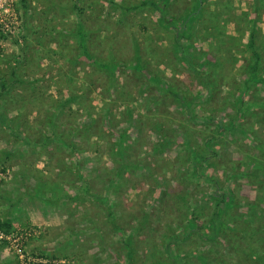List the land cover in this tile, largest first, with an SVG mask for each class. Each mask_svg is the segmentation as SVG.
<instances>
[{"label": "rangeland", "instance_id": "1", "mask_svg": "<svg viewBox=\"0 0 264 264\" xmlns=\"http://www.w3.org/2000/svg\"><path fill=\"white\" fill-rule=\"evenodd\" d=\"M256 11L252 0H0V149H13L0 157V219L29 233L22 258L0 238V264H259L264 0ZM220 54L234 63L204 82L199 68ZM103 64H118L112 85ZM118 139L125 159L112 165ZM215 208L207 255L186 219ZM184 236L181 259L168 242Z\"/></svg>", "mask_w": 264, "mask_h": 264}, {"label": "trees", "instance_id": "2", "mask_svg": "<svg viewBox=\"0 0 264 264\" xmlns=\"http://www.w3.org/2000/svg\"><path fill=\"white\" fill-rule=\"evenodd\" d=\"M252 1H254V13H256L257 11V9L259 8V4L261 3V0H252ZM188 32H190V30L188 31ZM85 35L84 34H80L79 35V38H82L81 39V41H80V43H79V49H80V53L81 54H85L88 58H92V53H90L89 52V49H88V47H87V44H86V39H84L85 37H84ZM134 45V54H135V64L137 65V64H139V57L137 56V51H136V49H137V46H135V43L133 44ZM234 55V54H233ZM222 58H223V60H222ZM231 59L229 60V59H227L226 58V56H223L222 57V54H220V57L219 58H213L211 61H209L208 63H206L207 64V68H205L204 70L202 69V68H199L200 69V71H199V77H201V78H203L204 79V82L205 81H207V82H211V77L213 76V75H215V73L217 72L216 71V67H218L219 66V68L220 69H225V66H226V64L228 63V62H232V63H234L233 61H235L234 60V57H230ZM203 59H205V58H203ZM220 59V60H219ZM206 60V59H205ZM205 60H204V62H205ZM194 62H196V61H193L192 63H194ZM121 63V62H120ZM119 64V63H118ZM118 64H113L112 66L111 65H107V64H103V68H105V71L107 72V75H108V81L110 82V85H112L113 84V82H114V80H115V76H114V71H115V69H116V67L118 66ZM193 70H194V68H193ZM112 82V83H111ZM173 93H174V97L177 99V100H179V101H182V102H187L186 101V99H185V94H182V93H180L178 90H176V89H174V91H172ZM81 98H82V95H81V93L80 94H74L73 93V95L71 96V94L67 97V99H66V102H69L71 99H73L74 100V102L78 105V109L80 110V111H82V112H84V114H86L87 113V110H84L83 108H81L82 106H83V102H82V100H81ZM104 106H106V105H104ZM84 108H85V106H84ZM107 110H104V112H106ZM78 112V111H77ZM108 112V111H107ZM83 114V115H84ZM99 118L101 119V121H102V123L101 124H103V121H105L108 117H107V114H105V115H100L99 116ZM91 120H95V119H92L91 118ZM96 121V120H95ZM155 131V134L159 137V140H162V141H159L158 143H156L157 145H159L160 143L161 144H164L163 142L166 140V137H165V135L162 133V131H158V130H154ZM117 139V138H116ZM97 142V141H96ZM104 144H105V146H108V145H106V142H104ZM113 146V147H112ZM124 146V143H123V141H121L120 139H118V141H113V144H111V149H110V152H108L106 155H108V157H109V159H110V163L113 165V163L114 164H116V165H121L122 164V162H123V160L125 159L124 157V154H125V148L123 147ZM115 166V165H114ZM119 168V167H118ZM117 168V169H118ZM118 172V171H117ZM115 178V177H114ZM113 182H111L110 184H112ZM110 184H109V186H110ZM81 185L82 186H85V187H87V183L86 182H82L81 183ZM229 204V202H225V207L227 206ZM107 208H108V212H109V214L110 215H112L111 214V212L109 211V209H110V206H107ZM216 208H215V210H212L211 211V213L209 214V216L207 217V218H205V222H201V221H199V218L198 219H196L198 216H195L194 215V211H191L190 213H189V219H186L188 222H189V224H190V227L188 228V229H190L191 228V230H194V227H195V230L196 231H194V233H195V235H197V236H193L194 238L195 237H199L200 238V240L201 241H203V246L204 247H206V251L205 252H207V255H209L210 254V250H212L213 248L209 245V240L210 241H212L213 239H215V233L214 232H216L217 231V225L215 224V217H216ZM221 215H227V218H229V216H231L230 214H226V213H222ZM221 215H220V217H221ZM220 217H218V220H217V222H219V220H220ZM201 224V226H200V224ZM142 223H140V224H137V228H139V226L141 225ZM197 224H199V225H197ZM205 224H209L210 226H212L211 227V230L213 231V235L211 236V237H209L210 235L208 234V235H206L205 234V230H204V225ZM11 229V225L6 221V220H0V230L2 231V232H4V233H7L9 230ZM205 231V232H202V231ZM118 231H120V230H118ZM204 233V234H203ZM250 235H251V233H249L248 234V237H250ZM174 239V238H173ZM172 239V241H169L168 242V244H169V246L171 245L172 247H174V249H175V256L177 257V258H181V259H185L186 257H187V254L186 253H182V252H180L179 250L180 249H182L183 248V246H185V245H183L181 242L182 241H184V242H186V236H184V237H182L181 239H179V240H173ZM123 243L125 244V248H126V251L127 252H130V253H132V245H133V241H131V239L130 238H128V237H126L124 240H123ZM181 243V244H180ZM250 246H252L251 244H250ZM191 247V246H190ZM197 248L196 249H198V245L196 246ZM203 247V248H204ZM253 249V248H252ZM203 250V249H202ZM180 253H179V252ZM256 252V251H255ZM254 251H252L251 253H249V255L251 256V258L252 259H255L259 264H264V254L263 255H261V254H258V253H255Z\"/></svg>", "mask_w": 264, "mask_h": 264}, {"label": "crops", "instance_id": "3", "mask_svg": "<svg viewBox=\"0 0 264 264\" xmlns=\"http://www.w3.org/2000/svg\"><path fill=\"white\" fill-rule=\"evenodd\" d=\"M18 58H19V56H18ZM17 63V61H12L11 63L13 64V63ZM15 63V64H16ZM16 75H17V72L15 71L14 73H13V76L14 77H11V76H8L9 77V81H15V79H16ZM10 77H11V79H10ZM8 80H7V77H4L3 75H2V71H1V69H0V87H1V89L2 90H0V103L2 102V99H1V97H2V95L6 92L5 90H7L6 88H5V84H6V82H7ZM2 91V92H1ZM17 97H19V96H17V95H14V98H17ZM24 99V98H23ZM16 100L14 101V104H16ZM7 103H11V101H10V99H7ZM2 106V105H1ZM16 129L17 128H20L19 129V131L21 132V134L24 136V137H27L28 136V134H27V131L25 130V132H24V129L25 128H27L28 126H29V123L28 122H26V121H23V120H21V121H18L16 124ZM13 129V128H12ZM55 133H57V132H55ZM59 139V138H58ZM13 151V149L11 148V147H9V148H7V147H4L3 146V148H1L0 149V157H2V156H4V157H8V156H10V154H11V152ZM24 174H25V172L23 171V169L21 170V172H20V176H24ZM28 174V173H27ZM14 188H16V187H14ZM24 189V187H18V189H15V190H23ZM10 196L12 197V199L13 200H18L19 202H22L21 201V199H17V197H14V196H12L10 193H7V199L9 198V200H10ZM22 207H24L23 205H22ZM21 207V208H22ZM13 208V207H12ZM14 209V208H13ZM22 210V209H21ZM0 220H6L9 224H10V221L7 219V218H3V219H0ZM18 220V219H17Z\"/></svg>", "mask_w": 264, "mask_h": 264}, {"label": "built area", "instance_id": "4", "mask_svg": "<svg viewBox=\"0 0 264 264\" xmlns=\"http://www.w3.org/2000/svg\"><path fill=\"white\" fill-rule=\"evenodd\" d=\"M7 12V9H6ZM29 236V233L23 229H10L7 233H4L0 230V238L6 239V240H11L14 246V251L17 253V256L19 258H22V253L20 250V243L16 242L17 240H24L27 239ZM14 242V243H13Z\"/></svg>", "mask_w": 264, "mask_h": 264}]
</instances>
